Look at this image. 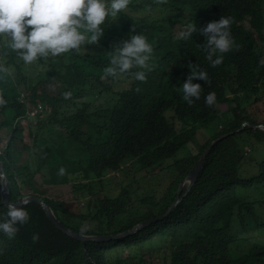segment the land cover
<instances>
[{
  "label": "trees",
  "instance_id": "16d2710c",
  "mask_svg": "<svg viewBox=\"0 0 264 264\" xmlns=\"http://www.w3.org/2000/svg\"><path fill=\"white\" fill-rule=\"evenodd\" d=\"M220 16L231 17L235 46L213 66L201 33L187 39L179 33ZM131 32L153 47L146 79L105 76L109 52ZM262 57L264 0H128L106 19L98 42L31 64L0 39V130L10 131L0 160L11 200L37 195L65 226L98 235L162 215L213 140L244 121L264 124ZM194 65L208 79L194 80L201 95L189 104L181 85ZM51 81L56 93L39 92ZM209 92L216 97L211 106L204 103ZM39 105L46 115L28 122L30 107ZM205 161L167 216L117 239L84 244L58 229L38 203L23 205L28 220L12 237L0 232V264H264V130L247 126L219 140ZM118 172L122 181L114 184ZM36 173L41 184H70L84 195L80 211L46 196ZM141 178L148 182L139 192L133 184ZM5 212L0 193V219Z\"/></svg>",
  "mask_w": 264,
  "mask_h": 264
},
{
  "label": "clouds",
  "instance_id": "9594fccd",
  "mask_svg": "<svg viewBox=\"0 0 264 264\" xmlns=\"http://www.w3.org/2000/svg\"><path fill=\"white\" fill-rule=\"evenodd\" d=\"M127 5L128 0H0V39L25 64H31L48 56L78 51L85 42H98L106 19L117 17ZM230 24L231 17L227 16L209 20L202 27L190 22L179 36L187 39L194 32L201 33L206 58L215 66L221 63V54L235 46ZM152 51V44L145 35L131 32L109 52L110 59L103 69L104 75L115 78L127 72L136 80H145ZM258 63L264 65V57ZM197 78L205 82L208 79L206 71L194 65L181 85L182 98L189 104L201 95V84L194 82ZM215 99V93L209 92L204 96V103L211 106ZM3 102L0 98V103ZM40 112L42 106H34L28 111V117ZM58 172L63 174L64 168L60 167ZM2 215L6 218L0 219V232L12 237L17 232V225L28 220L29 213L20 203L9 202ZM36 238L33 234L32 239Z\"/></svg>",
  "mask_w": 264,
  "mask_h": 264
},
{
  "label": "water",
  "instance_id": "95a60500",
  "mask_svg": "<svg viewBox=\"0 0 264 264\" xmlns=\"http://www.w3.org/2000/svg\"><path fill=\"white\" fill-rule=\"evenodd\" d=\"M247 126H252L254 129L259 128L261 130H264V124H256V123H253L251 121H244L242 126L240 128H238L237 130H234V131L220 135L218 138H216L215 140H213L210 143V145L205 149L204 153L198 159L196 164L190 169V171L186 175L183 182L179 185L177 196H176L175 200L172 202V204L167 208V210L162 215H160L156 218H151L149 220L141 221V222L137 223L136 225H134L132 228H130L124 232L118 233V234L98 235V234H88V233H82V232L75 231V230L65 226L58 219L54 210L48 204V202L46 200H44L43 198L37 196V195L28 194V195H25L23 197H19L17 201H12L10 198V189L8 186V179H7V176L5 173V167H4V163L2 160H0V193H1V196L3 198V203L5 204V206L9 202H13V203L18 202L22 206L25 204L31 203V202L38 203L43 208V210L45 211L48 219L50 221H52L58 229L62 230L64 233L70 235L73 238L81 240L84 244H86V242L88 240L108 241L111 239H117V238L125 237V236L131 235L133 233H136V232L140 231L142 228L150 225L154 221L162 219L165 216H167L170 213V211L182 200V197L184 195H186V193L195 184V182L198 179L203 167L205 166V163H206L205 158L209 154L211 148L219 140L224 139V138L228 137L229 135L234 134L236 132H240ZM184 185H186V190L183 193V195L181 196Z\"/></svg>",
  "mask_w": 264,
  "mask_h": 264
},
{
  "label": "rangeland",
  "instance_id": "374dc122",
  "mask_svg": "<svg viewBox=\"0 0 264 264\" xmlns=\"http://www.w3.org/2000/svg\"><path fill=\"white\" fill-rule=\"evenodd\" d=\"M87 51H90L93 53V52H96L97 50L96 49H89ZM38 90H39V92H42V91L45 92L46 91L49 94H54L57 92V84L53 81L48 82V83H44V84H41L38 86ZM32 107L33 106L30 107V110H32ZM42 115H44V116L46 115L45 109H44V111H42ZM27 119H28V122H31V123H35L36 121H38L37 118H35V116H32V115H30V117H28ZM9 137H10V131L7 128H3L0 130V148H3L6 145ZM28 139H29L28 135L26 134L25 140H28ZM25 158H26V155L24 154L21 157L20 162L24 161ZM252 170H253V172H255L254 168ZM131 172H133V169H131ZM121 174H122L121 172H118L114 175L112 174L114 177H116V178H113L114 184L122 181V175ZM35 176H36V180H37L36 182L38 183L37 184L38 187L41 188V190L44 192V194L46 196H48L49 198L64 200L67 202V205L70 209H72L75 212L80 211V209L83 206V202L85 201V196L84 195L76 196L74 194V191H73L70 184H62V185H46L43 183L41 184L42 176H40L39 173H36ZM159 181H160L159 178H157V177L153 178V180H152L153 186L152 187H156V189L160 188V186H157V183H159ZM147 182H148V180H143L141 178L139 181L134 182L133 189H136V191L138 190L139 192H142L147 187ZM24 192L25 193H31L32 191L30 189L26 188L24 190Z\"/></svg>",
  "mask_w": 264,
  "mask_h": 264
}]
</instances>
